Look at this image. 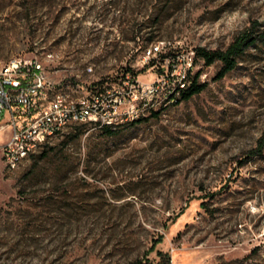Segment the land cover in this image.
<instances>
[{"label":"rangeland","instance_id":"obj_1","mask_svg":"<svg viewBox=\"0 0 264 264\" xmlns=\"http://www.w3.org/2000/svg\"><path fill=\"white\" fill-rule=\"evenodd\" d=\"M246 29L234 70L201 61L200 93L116 134L77 125L9 170L0 127V264H264V0H0V68L38 59L76 95L152 80L159 41L226 49Z\"/></svg>","mask_w":264,"mask_h":264},{"label":"built area","instance_id":"obj_2","mask_svg":"<svg viewBox=\"0 0 264 264\" xmlns=\"http://www.w3.org/2000/svg\"><path fill=\"white\" fill-rule=\"evenodd\" d=\"M166 47L165 41L154 43L149 57H145L147 61L156 60L159 73L152 80L127 74L121 88L106 82L82 95L66 91L63 84L50 78L40 60L11 59L0 68V110L6 115L0 127L10 129L9 138L1 145L5 167L16 170L44 148L50 141V128H58V134L84 123L104 128L121 116L149 109L159 111L160 104H148V97L156 96L157 87L171 89L172 83H179V75H186V83L194 77L190 63L195 62L196 50L174 53ZM161 54H167L163 60ZM203 76L201 72L200 79Z\"/></svg>","mask_w":264,"mask_h":264},{"label":"trees","instance_id":"obj_3","mask_svg":"<svg viewBox=\"0 0 264 264\" xmlns=\"http://www.w3.org/2000/svg\"><path fill=\"white\" fill-rule=\"evenodd\" d=\"M258 37L250 31V29H246L238 34L234 40L230 43V45L226 49H214L209 50L205 47H199L196 49V57L195 64L201 63V61L205 65H212L216 61H220L222 63V67L218 72V77L222 78L230 71L234 70L239 63V57L245 52V50L256 43ZM167 54H161L160 59H164ZM155 59H152L151 62L155 63ZM201 70L197 71L193 77V81L189 88L185 89L182 92L181 98H179L177 103L182 102L183 100H188L193 97L195 94L200 93L205 87L206 83L202 82L200 79ZM133 76H137L136 72L132 73ZM159 111H154L153 115H159ZM145 118H141L138 120L130 121L122 124L124 126L129 123H137ZM120 127V126H119ZM105 132L109 135L116 134L118 132L117 128L112 127H104ZM260 149L264 147V137L259 140ZM45 151L43 152V154ZM161 237L156 239L154 245L152 246V250L155 249L156 245L161 241ZM157 254L160 257V260L157 262H153L150 259H140L137 261V264H171V254L169 252H165L163 250H157Z\"/></svg>","mask_w":264,"mask_h":264},{"label":"bare ground","instance_id":"obj_4","mask_svg":"<svg viewBox=\"0 0 264 264\" xmlns=\"http://www.w3.org/2000/svg\"><path fill=\"white\" fill-rule=\"evenodd\" d=\"M151 49L152 45L147 49L145 55L146 57H149V51H151ZM197 67H199V65L195 64V62L190 63V71L192 72V75H195L197 72V70H195ZM179 83H186V75H179ZM179 83H172L171 89L168 90L167 87H157L156 96L148 97V104H150V106H157L160 104V108H163L168 106L170 103L178 102L179 98H181L182 92L189 88L192 82L186 84ZM154 111H158V109H149L146 113L136 112L135 114H130L129 116H121L119 117V121H113L109 124V127L116 128L124 123L148 117L150 114H153ZM56 134H58V128H50L49 140Z\"/></svg>","mask_w":264,"mask_h":264}]
</instances>
